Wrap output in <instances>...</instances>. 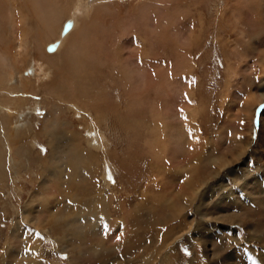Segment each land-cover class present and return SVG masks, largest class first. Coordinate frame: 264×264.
Here are the masks:
<instances>
[{"label": "rangeland", "instance_id": "374dc122", "mask_svg": "<svg viewBox=\"0 0 264 264\" xmlns=\"http://www.w3.org/2000/svg\"><path fill=\"white\" fill-rule=\"evenodd\" d=\"M5 1L0 65L38 83L18 119L0 87V115L25 132L0 144L14 164L0 264H28L35 239L46 264H264V0H55L46 22L40 0ZM75 7V30L45 54ZM34 59L50 77L26 73ZM49 132L65 137L51 148Z\"/></svg>", "mask_w": 264, "mask_h": 264}, {"label": "bare ground", "instance_id": "6f19581e", "mask_svg": "<svg viewBox=\"0 0 264 264\" xmlns=\"http://www.w3.org/2000/svg\"><path fill=\"white\" fill-rule=\"evenodd\" d=\"M2 1V0H1ZM9 1H11V0H9ZM35 1V4L34 5H36V6H38V0H34ZM54 1L55 0H40V6H39V8H40V16L43 18L42 20L43 21H47V17H46V14H45V9L47 8V9H50L51 7H53V5H54ZM5 2H8V0L7 1H5ZM23 2V1H22ZM30 2H31V0H30ZM29 2V3H30ZM56 2V1H55ZM77 2H80V0H77ZM4 2H2V4H3ZM5 4V3H4ZM10 4V3H9ZM8 4V5H9ZM21 4V3H20ZM22 4H24V3H22ZM69 4V3H68ZM5 5H7V4H5ZM29 5V4H28ZM65 5V4H64ZM77 6V5H76ZM6 7V6H5ZM10 7V6H9ZM7 8V7H6ZM9 11H10V9H8ZM12 10H14V9H12ZM52 10H54L53 8H52ZM16 11H17V9H16ZM81 14V12H80V9H78V8H74L73 9V15L72 16H70L67 20H66V22L64 21V23L61 25V27H60V29H59V31H58V36H57V38L55 39V40H53L51 43H49L48 45H46L45 46V50H44V52H45V54H47V55H52V54H55L57 51H59L60 49H61V47H62V45L64 44V41L70 36V34H72L73 33V31L75 30V28H76V25H77V19H78V16ZM81 17V16H80ZM85 17V16H84ZM49 23V22H48ZM79 23V22H78ZM80 23H81V19H80ZM78 27V26H77ZM106 30V29H105ZM77 31V30H76ZM17 33V32H16ZM28 33V32H27ZM111 33V32H110ZM17 35V34H16ZM14 43V42H13ZM48 43V42H47ZM17 47L20 49V53H21V51H23L24 50V48H25V45L21 42V39H19V42L17 43ZM107 51V50H106ZM20 53H18V52H16V54H15V56L16 57H18V55L20 54ZM13 55V54H12ZM11 57V56H10ZM85 58L86 57H78V56H76L75 57V59H74V61H77V60H79V63H80V65H79V70H77V72H81L82 73V68H85ZM38 59V58H37ZM39 60V59H38ZM38 60H35L34 59V61H32L33 62V66H30L28 69L30 70L29 72H26L27 74H34V75H36V74H41V76L42 77H40V79H43V78H48V77H50V75H51V72H50V67H49V65H48V63L47 62H42V61H38ZM143 60H145V59H143ZM1 61V60H0ZM104 61V60H103ZM264 62V61H263ZM51 63V62H50ZM6 64L7 63H4L3 64V66L4 67H2L1 65V67H2V69H4V70H1V68H0V87H4L5 89H6V91H8L9 93L7 94V95H10L11 96V99L10 98H8L7 100H1L3 103H5V101L6 102H8L9 103V105H11L12 107H14L16 110H17V114H16V119H18L19 118V115L21 114V116H22V113H19V111L18 110H20V109H22V108H24V105L27 103V99H26V96L27 95H30L31 93L29 92V90L31 89L32 90V92H35V89H34V87H37V84L36 83H38V79H36L35 81H33L34 83L32 84V86H33V88H30V86H27L26 85V83H25V81H26V79H23L22 78V76L20 77V79L18 80V82H17V80H14V81H11V80H8L9 78H12L13 77V73L10 71V69L8 70V66H6ZM37 66V68H38V70H37V68H36V66ZM12 67V66H11ZM13 69V68H12ZM151 69V68H150ZM25 73V74H26ZM43 73V74H42ZM36 77H37V75H36ZM72 77V76H71ZM149 77H150V88H151V86H154V83L152 82V73H151V71H149ZM28 78V77H27ZM164 80V79H163ZM9 81V84H8V86H6L7 85V82ZM160 83H162V82H158V84L159 85H161ZM19 88V89H18ZM71 90V89H70ZM127 91H128V89H127ZM29 92V93H28ZM6 93V92H5ZM130 96V95H129ZM32 98L35 100V98H36V96H32ZM262 98V97H261ZM75 100V99H74ZM131 100V99H130ZM134 100H135V98H134ZM263 100V99H262ZM139 101V100H138ZM141 101V100H140ZM33 103V107H35V105H38L39 104V101H33L32 102ZM131 104V103H130ZM140 105V104H139ZM10 106V107H11ZM22 106V107H21ZM3 106H0V109L2 108ZM26 107V106H25ZM13 108V109H14ZM14 109V110H15ZM27 109V108H26ZM75 109L76 110H79V108H77V107H75ZM1 112V111H0ZM3 112V111H2ZM28 112V111H27ZM75 113H76V111H74ZM4 113V112H3ZM13 113V112H12ZM16 113V112H15ZM19 113V114H18ZM29 114V113H28ZM50 116H51V113H50ZM137 116V115H136ZM6 117V114L4 115V114H2V115H0V134H2V135H0V138H1V140H0V144H1V146H3L2 147V150H3V152L5 151V149L7 150V151H9L10 152V149L12 148V144H13V142H18V138H21L22 136H24V131L23 130H21L23 127H24V123L22 122L23 120H19V124L18 123H16V124H13V125H10L9 123H12L13 121H8V120H11V119H7V117ZM132 117V116H131ZM49 119V118H48ZM52 119V118H51ZM50 120V119H49ZM52 121V120H51ZM53 121H55V120H53ZM258 121V120H257ZM55 128V127H54ZM31 129V128H30ZM58 129V128H57ZM90 131H91V134H94V130L93 129H89ZM96 130V129H95ZM11 131H16L17 133L16 134H12V136H11ZM26 131V130H25ZM35 133V132H34ZM39 133H41L42 134V132H39ZM28 134H29V132H28ZM31 134V133H30ZM50 136H51V139H50V141H49V144L51 145V148H53L54 146H55V143H58V141H59V139L60 138H62L63 137V139H64V137L65 136H63V135H65V133L64 132H55V133H52V132H49L48 133ZM102 134H103V132H102ZM32 135V134H31ZM46 135V134H45ZM70 136H71V134H70ZM70 136L69 137H66L67 138V140L68 139H70ZM103 136V135H102ZM29 138V137H28ZM78 137L74 134V135H72V137H71V140L72 141H75V140H78L77 139ZM101 138V137H100ZM103 138H104V136H103ZM3 139H5V141H6V143L4 142V140ZM64 141V140H63ZM26 144H28V143H26ZM32 144V143H31ZM67 144H69V143H67ZM24 145H22V147H23ZM58 146V145H57ZM60 146V145H59ZM100 146V145H99ZM58 148V147H57ZM79 148V147H78ZM67 150L69 151V150H72V148H67ZM75 150H76V148H75ZM79 150V149H78ZM53 151V150H52ZM77 151V150H76ZM85 151V150H84ZM8 152V153H9ZM7 153V152H6ZM16 153V152H15ZM51 154H52V152H51ZM73 154V153H72ZM84 154H85V152H84ZM50 155V154H49ZM83 155V154H82ZM76 156L78 157L77 158V160H81V154L80 153H77L76 154ZM86 156V155H85ZM9 157V156H8ZM8 157H6V155H5V159H3V157H2V152L0 151V183H2V182H4L5 180H7L6 178V176H7V169L6 168H8V164L10 165V167L11 168H13L14 167V164H12V162H13V160L9 157V159H11V160H9V159H6V158H8ZM52 157H53V154H52ZM77 160H75V161H77ZM220 162V161H219ZM18 164V163H17ZM70 165V164H69ZM86 166V165H85ZM256 168V167H255ZM14 169H16V168H14ZM81 169V168H80ZM15 171V170H14ZM16 172H18V171H16ZM254 172V171H253ZM252 172V173H253ZM19 173V172H18ZM87 173V172H86ZM231 173V172H230ZM15 174V173H14ZM256 174V173H255ZM263 175H264V173H263ZM17 176V175H16ZM20 176V175H19ZM14 178H16V177H14ZM247 180V179H246ZM246 182V181H245ZM225 189V188H224ZM102 190V189H101ZM99 191V190H98ZM85 193V192H84ZM96 193V192H95ZM100 193V192H99ZM206 193V192H205ZM102 194V193H101ZM101 194H97L93 199L91 198V203H92V210H95L96 208H99L100 209V214L99 215H96L95 217H94V219H95V221L97 220V221H99L98 219H101L103 222H104V226H105V228H106V230L108 229V228H110L111 227V218H110V215L109 214H106V213H104L103 212V209H105V206L110 202L109 201V199L112 197V196H110V198H108V195L107 196H104L103 194L101 195ZM196 194V193H195ZM203 194V193H202ZM201 195V194H200ZM245 195V194H244ZM83 197V196H82ZM85 197V196H84ZM200 197V196H199ZM198 198V197H197ZM247 198V197H246ZM81 199H83V198H81ZM85 199V198H84ZM88 199V198H87ZM200 200H201V198H200ZM205 200V199H204ZM198 201V200H197ZM29 203V202H28ZM76 204V203H75ZM29 205V204H28ZM84 206V205H83ZM91 206V205H90ZM85 207V206H84ZM83 207V208H84ZM173 207H175V206H173ZM183 207V206H182ZM198 207H199V205H198ZM196 208V207H195ZM85 209H86V207H85ZM90 209V208H89ZM79 210V209H78ZM91 210V211H92ZM93 212V211H92ZM91 212V213H92ZM96 212H98V211H96ZM129 212V211H128ZM89 213V212H88ZM181 213V212H180ZM92 214H94V213H92ZM97 214V213H96ZM161 214V213H160ZM177 214H178V212H177ZM165 216V215H164ZM93 217V216H92ZM160 217V216H159ZM167 217V216H166ZM164 218V217H163ZM163 218H158L157 220H156V222H157V224H159V223H161L162 221H163ZM64 219V218H63ZM79 219V218H78ZM83 219V218H82ZM169 220V219H168ZM62 221V220H61ZM87 222H88V220H87ZM181 222V220L178 222V224ZM85 223H86V221H85ZM89 223V222H88ZM94 222H92V224H93ZM141 223V222H140ZM182 223V222H181ZM90 224H91V222H90ZM97 224V223H96ZM137 224V223H136ZM94 225V224H93ZM139 225V224H138ZM145 225H148V224H146L145 223ZM156 225V224H155ZM101 226V225H100ZM149 226V225H148ZM82 227V226H81ZM92 227V226H91ZM90 227V228H91ZM94 227H95V225H94ZM93 227V228H94ZM83 229V228H82ZM89 229V228H88ZM171 230H173V229H171ZM171 230H167V232L168 233H170V231ZM76 231V230H75ZM91 231V230H90ZM84 231H82V233H83ZM85 233V232H84ZM37 236V235H36ZM64 236V235H63ZM102 238H104V237H102ZM52 240V239H51ZM103 240V239H102ZM140 240V239H139ZM144 240V239H143ZM65 241V240H64ZM141 241V240H140ZM52 242V241H51ZM94 242V241H93ZM92 242V243H93ZM132 242V241H131ZM92 243H91V245H92ZM102 243V242H101ZM38 241L35 239L33 242H32V244L30 245V247H29V249H28V253H29V255L31 256V259H30V261H28L29 263H32V264H46L44 261H41L39 258H36V256H38V253H39V250H38V248L37 247H39L38 246ZM135 244V243H134ZM137 244V243H136ZM104 245V244H103ZM138 245V244H137ZM100 246H102V245H100ZM134 246V245H133ZM89 247H90V245H89ZM130 247V246H129ZM132 247V246H131ZM40 248V247H39ZM42 248V247H41ZM90 248H92V247H90ZM104 248V247H103ZM94 249V248H93ZM96 250V249H95ZM74 252V251H73ZM1 253V252H0ZM75 253V252H74ZM77 254V253H76ZM95 254V253H94ZM72 255V254H71ZM146 255V254H145ZM143 256V260H145L146 259V256ZM41 256V255H40ZM39 256V257H40ZM27 258V257H26ZM25 258V259H26ZM36 258V259H35ZM145 258V259H144ZM5 259V258H4ZM74 259V258H73ZM104 259V258H103ZM2 260V259H1ZM68 260H69V258H68ZM70 260H71V258H70ZM69 260V261H70ZM26 260H24V262H25ZM72 261V260H71ZM142 261V260H141ZM163 261H165V260H163ZM77 262V261H76ZM103 262V261H102ZM28 263V264H29ZM162 264V263H161Z\"/></svg>", "mask_w": 264, "mask_h": 264}]
</instances>
